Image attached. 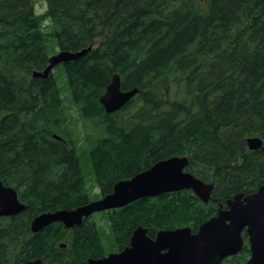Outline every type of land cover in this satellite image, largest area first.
<instances>
[{
    "label": "trees",
    "instance_id": "obj_1",
    "mask_svg": "<svg viewBox=\"0 0 264 264\" xmlns=\"http://www.w3.org/2000/svg\"><path fill=\"white\" fill-rule=\"evenodd\" d=\"M46 1L49 33L34 0H0V178L29 210L7 223L0 218V240L21 255L18 264L102 257L124 248L140 224L150 236L181 226L196 231L234 194L264 183V145L247 144L249 136L264 139V0ZM52 36L60 49L93 45L61 67L80 116L100 127L88 152L101 196L161 159L187 155V170L215 185L208 203L191 190L165 192L101 212L107 229L90 217L73 230L58 222L31 230L41 212L94 199L54 73L32 76L47 66ZM114 73L123 89L139 92L108 113L100 96ZM249 256L246 244L225 264Z\"/></svg>",
    "mask_w": 264,
    "mask_h": 264
},
{
    "label": "water",
    "instance_id": "obj_2",
    "mask_svg": "<svg viewBox=\"0 0 264 264\" xmlns=\"http://www.w3.org/2000/svg\"><path fill=\"white\" fill-rule=\"evenodd\" d=\"M92 48L93 45L79 50H60L49 57L44 69H35L32 75L47 78L55 66L78 60ZM121 82V75L114 73L100 96V102L108 113L122 108L139 92V87L123 89ZM54 137L62 139L58 134ZM247 143L249 148L258 149L264 140L260 136H250ZM189 163L190 157L186 155L161 159L131 178L117 181L113 191L100 199L71 209L42 212L32 221L31 229L38 232L55 222H63L69 228L80 226L84 218L95 212L123 207L142 197L184 189L192 190L207 203L215 185L187 171ZM25 208L17 190L0 178V215H13ZM244 230L248 235L251 255L243 264H264V184L252 194H234L227 200L226 208L220 207L217 214L202 222L196 231L190 226L163 228L152 237L147 227L138 225L131 234L129 244L122 250L110 252L104 257H90L80 264H224L227 257L243 249L246 243ZM26 264L46 263L39 257Z\"/></svg>",
    "mask_w": 264,
    "mask_h": 264
},
{
    "label": "rangeland",
    "instance_id": "obj_3",
    "mask_svg": "<svg viewBox=\"0 0 264 264\" xmlns=\"http://www.w3.org/2000/svg\"><path fill=\"white\" fill-rule=\"evenodd\" d=\"M47 7L48 3L46 0H34V9L36 14L40 15L41 17L42 29L45 33H49L53 29L52 20L49 16L46 15ZM52 37H50L46 42L47 48L49 50V55L56 54L60 50L56 40L54 39L55 37ZM52 73H54L57 79L58 86H60L62 91L65 114L67 116L66 125L76 143L75 146L77 148L81 167L86 178L88 191L92 198L98 199L101 197V188L93 174L88 150L90 144L92 143V140L96 139V137L94 136L100 133V127L96 123L86 120L80 116L77 108H75L68 94V87L65 79L66 76L61 65L55 67ZM91 218H93L92 220H94L97 227L106 229L108 228V222L103 213H96L91 216ZM109 243L110 242H108V244L106 245L112 246V244ZM16 256L21 257L20 254L18 256V253H16Z\"/></svg>",
    "mask_w": 264,
    "mask_h": 264
},
{
    "label": "flooded vegetation",
    "instance_id": "obj_4",
    "mask_svg": "<svg viewBox=\"0 0 264 264\" xmlns=\"http://www.w3.org/2000/svg\"><path fill=\"white\" fill-rule=\"evenodd\" d=\"M260 148H262V147H260ZM258 149H252V150H258ZM263 184H261V185H263ZM261 185H259L258 187L254 188L249 193L245 192V194H252V193L256 192ZM221 205H222V207H227V201H226L225 205H223V204H221ZM27 211H29L28 207H27V210L21 211L19 213L13 214V215H0V218L8 219V220H4V222L7 223V221H9L11 219L13 220L16 217H20L21 215H26ZM56 223H52L49 226H51L53 224H56ZM58 224H61L67 230H73V229L76 228V227L75 228H68L62 222H58ZM49 226H47V227H49ZM244 234L246 235V237H248L246 231H244ZM70 236H72V235H70ZM0 241H2L0 243V264H18V261H19L20 257L16 256V251H14L15 250L14 248L9 249L10 242L8 240H6V238H4V237ZM66 245H67V242H65V241H64V245L61 244L62 247H65ZM29 260H31V259H29ZM29 260H26V262H28ZM43 260H44V258H43ZM26 262L25 263L22 262V263H19V264H26Z\"/></svg>",
    "mask_w": 264,
    "mask_h": 264
},
{
    "label": "bare ground",
    "instance_id": "obj_5",
    "mask_svg": "<svg viewBox=\"0 0 264 264\" xmlns=\"http://www.w3.org/2000/svg\"><path fill=\"white\" fill-rule=\"evenodd\" d=\"M1 20H2V19H1ZM0 26H1V25H0ZM258 136H259V135H258ZM262 138H263V137H262ZM20 200H21V199H20ZM21 201H22V200H21ZM22 202H23V201H22ZM23 203L26 205V208L23 209L22 211L26 210L27 207H28V204H27V203H25V202H23ZM61 209H62V208H61ZM57 210H58V209H57ZM50 211H52V210H50ZM54 211H56V210H54ZM44 212H46V211H44ZM41 213H42V212H41ZM41 213H39V214H41ZM39 214H37V215H39ZM37 215H36V216H37ZM36 216H35V217H36ZM35 217H34V218H35ZM34 218L32 219V221L34 220ZM32 221H31V223H32ZM83 221H84V219H83ZM55 223H56V222H55ZM62 223H63V222H62ZM82 223H83V222H82ZM63 224H64V223H63ZM64 225H65V224H64ZM65 226H66V225H65ZM30 227H31V226H30ZM66 227H67V226H66ZM45 228H46V227H45ZM45 228H44V229H45ZM68 228H69V227H68ZM72 228H75V227H72ZM31 230H32V229H31ZM42 230H43V229H42ZM40 231H41V230H40ZM38 232H39V231H38ZM34 233H36V232H34ZM61 244L64 245V243H61ZM38 258H39V257H38Z\"/></svg>",
    "mask_w": 264,
    "mask_h": 264
}]
</instances>
